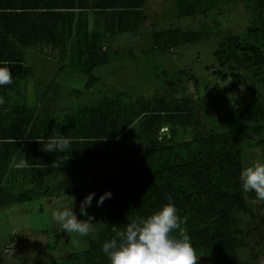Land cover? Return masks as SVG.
Returning <instances> with one entry per match:
<instances>
[{
  "label": "rangeland",
  "instance_id": "obj_1",
  "mask_svg": "<svg viewBox=\"0 0 264 264\" xmlns=\"http://www.w3.org/2000/svg\"><path fill=\"white\" fill-rule=\"evenodd\" d=\"M192 1L196 4H181V0L55 1L57 6L70 7L62 12L68 20V25L61 23L62 27L77 28L82 35L80 42L73 43L80 66L62 68L58 52L51 49V53L49 46L29 50V65L41 82L38 95L43 112L53 119L75 115L76 120H88L89 111L81 108L101 102L97 107L103 112L113 110L110 117L114 115L116 120L128 122L141 114L136 120L140 119V127L157 111L166 127L177 129V141L191 138L194 126L173 125L165 118L169 113H188L201 117L208 133L235 132L243 167L264 160V62L249 59L253 55L249 45L253 43L264 58V39L258 41L252 36V29L263 25L264 0ZM192 26L201 27L202 39L181 44L168 53L149 49L158 31ZM112 34L124 46L111 52L110 63L92 71L100 81L85 89V39ZM230 35H238L240 41L226 64H221L214 52ZM123 163L118 160L76 168L14 187V192L35 188L40 194L30 202L0 207V264H87L93 252L96 260L104 258V264H109L106 255H101L105 240L98 236L90 242L87 237L69 235L52 219L51 212L60 205L72 207L74 200L73 210L81 219L75 197L66 191L117 178ZM245 195L246 209L234 211L231 219L239 264H264V201L253 198L251 192ZM120 210L130 215L129 206ZM88 250L92 255L87 256ZM195 252L197 264H229L227 257L210 248H195Z\"/></svg>",
  "mask_w": 264,
  "mask_h": 264
},
{
  "label": "trees",
  "instance_id": "obj_2",
  "mask_svg": "<svg viewBox=\"0 0 264 264\" xmlns=\"http://www.w3.org/2000/svg\"><path fill=\"white\" fill-rule=\"evenodd\" d=\"M55 1L66 0H0V66L9 67L12 73L11 84L0 87V207L39 196L35 188L14 192L18 184L123 160V172L117 178L66 191L75 197L79 212L83 198L96 193L87 209L94 217L96 229L95 237H87L90 242L98 236L101 240L110 239L114 225L125 228L130 219L146 217L168 203L170 196L178 214L187 217L182 227L196 249L210 248L227 257L229 264H239L231 219L234 211L246 209L247 198L239 181L242 149L235 132L208 133L200 123L201 117L178 112L169 113L165 120L173 125L194 126L192 137L177 141V129L168 127L170 139H161L159 132L166 124L159 112L150 113L138 127L140 119L136 120L141 114L128 122L124 118L116 120L114 115L110 117L113 110L103 112L97 107L101 102L81 108L89 111L88 120H76L75 115L53 119L43 112L38 95L41 82L29 65V50L49 46L51 53V49L58 52L62 68L80 66L73 43L80 42L82 35L77 28L62 27L61 23L68 25L62 12L70 7L57 6ZM186 1L196 4L192 0H181V4ZM262 24L252 29L254 40L264 39V20ZM64 35L73 38L68 40ZM98 37L85 39L89 43L85 44L88 62L83 66L88 69L85 89L100 81L92 71L112 61L114 41ZM202 38V29L197 26L158 31L150 40L149 49L168 53ZM239 41L238 35L224 38L214 52L215 59L226 64ZM249 48L253 53L249 59L264 62L261 49L254 43ZM54 132L70 139L66 152L50 153L43 149L40 141ZM109 190L113 193L111 198L97 206L96 200ZM251 196L254 198L255 193L251 192ZM125 206L130 207L129 216L120 210ZM80 216L87 219L81 213ZM86 254L92 255V250ZM94 256L87 257V264H104V258L99 261Z\"/></svg>",
  "mask_w": 264,
  "mask_h": 264
},
{
  "label": "clouds",
  "instance_id": "obj_3",
  "mask_svg": "<svg viewBox=\"0 0 264 264\" xmlns=\"http://www.w3.org/2000/svg\"><path fill=\"white\" fill-rule=\"evenodd\" d=\"M12 73L7 66H0V87L11 84ZM43 149L50 153L66 152L70 139L65 136L45 138ZM241 188L244 192H255L258 200L264 201V160H254L241 169L239 175ZM113 193L105 191L96 200L97 206L103 205ZM95 192L86 195L80 203V213L87 219H78L72 207L60 205L51 212L52 219L69 235L75 233L80 237H95L94 217L87 209L93 203ZM168 203L161 205L150 215L136 216L121 229L115 225L114 235L102 244V252L109 264H197L195 248L182 227L187 217L178 214L177 208L168 197ZM173 231L178 233L173 236Z\"/></svg>",
  "mask_w": 264,
  "mask_h": 264
},
{
  "label": "crops",
  "instance_id": "obj_4",
  "mask_svg": "<svg viewBox=\"0 0 264 264\" xmlns=\"http://www.w3.org/2000/svg\"><path fill=\"white\" fill-rule=\"evenodd\" d=\"M111 36V35H110ZM108 37V36H106V37H104V39H109V38H111L113 41H114V47H113V52H118L116 49H117V47H119V46H124V45H122L121 43H120V39L117 37V36H114L113 35V37L111 36V37ZM132 40L133 39H131L129 42L131 43L132 42ZM53 175V174H52ZM49 176H51V175H49ZM45 177V176H44ZM34 199H36V198H34ZM34 199H32V200H34ZM32 200H30V201H32ZM29 201V202H30ZM27 202V201H26ZM22 203H24V202H22ZM13 204H15V203H13ZM8 205H11V204H8ZM8 205H5V206H8ZM1 207H4V206H1Z\"/></svg>",
  "mask_w": 264,
  "mask_h": 264
},
{
  "label": "built area",
  "instance_id": "obj_5",
  "mask_svg": "<svg viewBox=\"0 0 264 264\" xmlns=\"http://www.w3.org/2000/svg\"><path fill=\"white\" fill-rule=\"evenodd\" d=\"M166 132L169 133L168 127H162L161 128V132H160V138L161 139H164L165 137H167L168 139H170V134H166ZM162 133H164L165 135H163Z\"/></svg>",
  "mask_w": 264,
  "mask_h": 264
}]
</instances>
